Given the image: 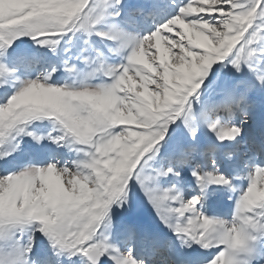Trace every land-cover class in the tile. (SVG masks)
Segmentation results:
<instances>
[{"label":"snow or ice","instance_id":"6c2138e0","mask_svg":"<svg viewBox=\"0 0 264 264\" xmlns=\"http://www.w3.org/2000/svg\"><path fill=\"white\" fill-rule=\"evenodd\" d=\"M0 264H264V0H0Z\"/></svg>","mask_w":264,"mask_h":264}]
</instances>
